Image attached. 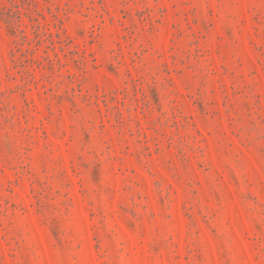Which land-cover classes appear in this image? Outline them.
I'll list each match as a JSON object with an SVG mask.
<instances>
[{
	"label": "rangeland",
	"instance_id": "1",
	"mask_svg": "<svg viewBox=\"0 0 264 264\" xmlns=\"http://www.w3.org/2000/svg\"><path fill=\"white\" fill-rule=\"evenodd\" d=\"M0 264H264V0H0Z\"/></svg>",
	"mask_w": 264,
	"mask_h": 264
}]
</instances>
